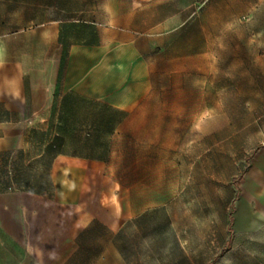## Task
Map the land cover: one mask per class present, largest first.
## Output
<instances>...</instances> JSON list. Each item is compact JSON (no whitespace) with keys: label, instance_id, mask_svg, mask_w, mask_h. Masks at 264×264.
Instances as JSON below:
<instances>
[{"label":"rangeland","instance_id":"obj_1","mask_svg":"<svg viewBox=\"0 0 264 264\" xmlns=\"http://www.w3.org/2000/svg\"><path fill=\"white\" fill-rule=\"evenodd\" d=\"M135 5L0 0L3 48L24 89L53 92L49 127L0 156V187L10 176L21 187L47 183L58 148L32 156L42 133L44 143L57 133L63 151L103 157L118 196L147 209L108 254L106 239H93V264H264V0H152L158 21L172 16L155 31L152 91L130 112L79 96L62 103L69 46L106 40L117 8V21L138 25ZM27 27L28 36L17 31Z\"/></svg>","mask_w":264,"mask_h":264},{"label":"crops","instance_id":"obj_2","mask_svg":"<svg viewBox=\"0 0 264 264\" xmlns=\"http://www.w3.org/2000/svg\"><path fill=\"white\" fill-rule=\"evenodd\" d=\"M134 1L138 25L117 21V8L107 24L106 40L69 46L60 98L79 96L130 112L152 91L148 86L155 31L157 26L166 29L172 16L158 21L152 0ZM17 31L28 36V27ZM4 41L0 33V153L14 154L29 146L36 130L49 127L44 112L52 105L53 92L24 89L22 73L8 58ZM127 122L124 119L120 125ZM105 172L101 160L62 152L52 160L47 191H28L14 184L0 189V264H93L94 238L106 239L100 241V253L108 254L110 239L147 209L141 208L139 198H120L117 191L122 184L110 181Z\"/></svg>","mask_w":264,"mask_h":264},{"label":"trees","instance_id":"obj_3","mask_svg":"<svg viewBox=\"0 0 264 264\" xmlns=\"http://www.w3.org/2000/svg\"><path fill=\"white\" fill-rule=\"evenodd\" d=\"M68 98H69L68 96H63V97H62V99H63L62 103H65V102L67 101ZM49 122H51V121L49 120ZM50 125H51V123H50ZM33 134H37L36 131H35ZM42 134L44 135V138H42V140H41V142H40V143L42 144V146H41L40 150H39L36 154H34V155L32 156V159L40 160V159L46 157V156H47V152L50 151V150H53V148H58V149L55 150V152H54L52 155H50V159H51V161L53 160V158H54V156H55L56 154H58V153H62V152H66V151H63V150L61 149V147H59L60 142H62L63 140H62L61 137H59V136L57 135V133H55L54 136H52L50 139H48V140L46 141V143H44V142H45V136H46V134H44V133H42ZM64 142H65V141H64ZM17 153H22V150H18ZM67 153H69V152H67ZM70 153H73V154H80V155L82 154V155H85V156H87V157H89V158L97 159V160H102V159H104L103 157L98 156V155H90V154L83 153V152H79V151H74V152H70ZM10 154H11L10 152H2V153H0V156H2V155H7V156H9ZM36 156H37V157H36ZM10 174H11V173H10ZM13 184H14V186L17 187V188H22V189H25V190H28V191L43 192V191H47L48 188H49L50 177H49L48 182H47V183H44V184L41 185V186H37V187H29V186L24 187V186H23V187H21V186H20V183L17 182L16 180H14V179H13V176H10V181L5 182L4 185H3L2 187H0V189H5V188H8V187H13Z\"/></svg>","mask_w":264,"mask_h":264},{"label":"bare ground","instance_id":"obj_4","mask_svg":"<svg viewBox=\"0 0 264 264\" xmlns=\"http://www.w3.org/2000/svg\"><path fill=\"white\" fill-rule=\"evenodd\" d=\"M140 2V1H139Z\"/></svg>","mask_w":264,"mask_h":264}]
</instances>
